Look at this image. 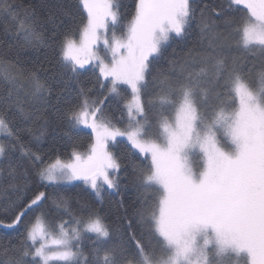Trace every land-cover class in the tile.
I'll return each mask as SVG.
<instances>
[{"label":"snow or ice","instance_id":"6c2138e0","mask_svg":"<svg viewBox=\"0 0 264 264\" xmlns=\"http://www.w3.org/2000/svg\"><path fill=\"white\" fill-rule=\"evenodd\" d=\"M0 20L14 41L0 53V200L24 229L0 242L2 264H264V68L253 82L242 55L264 60V0H134L126 16L120 0H6ZM50 112L90 130L84 151L46 160L22 139ZM118 138L144 158L123 181ZM74 181L137 202L121 197L112 223L68 194Z\"/></svg>","mask_w":264,"mask_h":264},{"label":"trees","instance_id":"16d2710c","mask_svg":"<svg viewBox=\"0 0 264 264\" xmlns=\"http://www.w3.org/2000/svg\"><path fill=\"white\" fill-rule=\"evenodd\" d=\"M42 0H18L19 4L24 6L33 5L36 6L41 3ZM6 3V0H0V5ZM75 3V0H73ZM134 0H120V4L122 5L123 14L126 16L128 12L132 10ZM127 22L126 20L124 21ZM11 25H9V32L6 33L5 23L3 20H0V53L10 51L9 47L13 44V37L10 35ZM196 39L195 34L189 36L184 41H173L171 43L170 48L168 49L169 58H171V54L173 50L177 55H182L184 50L188 47L192 46L193 41ZM12 55L9 57L10 59L16 60L19 59L21 63L25 61H31L37 59H43V56L47 52L46 49H42L41 52L36 53L31 49H23L19 52L18 56L15 53V50H11ZM50 55V52H47ZM245 67L250 73V77L255 82L256 73L264 68V60L260 58L259 53H256L255 56L252 54H242ZM90 67V66H89ZM168 67L167 60H161L155 65V69H162ZM94 80V77L91 76L90 72H85L83 76H81V80L85 83L89 82V80ZM155 86L150 84V90H154ZM53 104H56V100H52ZM57 107L62 108V104H58ZM112 111L118 116L120 109L116 104L111 105ZM45 119L48 123L45 125L43 121H39L34 127L31 122L23 125L25 128H32L37 136H40V131L43 129V135L40 136L39 140H34L28 134H24L22 139L25 142L30 143L33 149H38L45 155V159L47 160L50 157L59 156L61 159H67L68 155L73 148L76 150L84 151L85 146L89 140V129L83 128H70L66 121H64L60 112H50L46 115ZM0 139H4V137L0 136ZM129 145L126 140L123 138H119L117 145L113 148V152L118 155L122 167L120 169V176L123 181L125 176H129L131 174V167H125V165L129 164V161H134L136 164H141L144 159L141 157L137 159L136 156L130 152ZM138 155V154H137ZM19 156L18 153L14 154L13 159H16ZM32 176V181L30 186H38L39 179L35 177L34 173H30ZM126 182V181H124ZM40 190L50 192L54 191V189L49 186L47 188H42ZM30 194V193H29ZM68 194L73 195L77 199L82 201H87L93 203L95 207L104 215L109 222L115 223L116 217L120 215V199L123 197L124 204L126 207L135 206L137 202V194L131 188H127L122 190L119 195L115 192L105 191L103 193L104 199L101 202L98 200L92 192V190L84 185L80 181H76L72 183L68 188ZM12 221V213L4 211L3 201L0 200V242H11L12 244H16L18 240L23 239L22 233L24 229L20 225H16L14 228L7 227ZM91 241L86 238L83 243V247L87 250L90 247ZM4 258L0 257V264H2Z\"/></svg>","mask_w":264,"mask_h":264},{"label":"rangeland","instance_id":"374dc122","mask_svg":"<svg viewBox=\"0 0 264 264\" xmlns=\"http://www.w3.org/2000/svg\"><path fill=\"white\" fill-rule=\"evenodd\" d=\"M123 139L125 140V138H123ZM74 182H76V181H74ZM74 182H72V183H74ZM225 264H232V261H226Z\"/></svg>","mask_w":264,"mask_h":264}]
</instances>
